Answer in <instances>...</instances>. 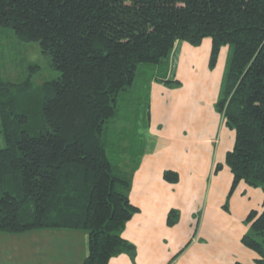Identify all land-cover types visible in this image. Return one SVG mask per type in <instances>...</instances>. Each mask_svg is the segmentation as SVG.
I'll return each mask as SVG.
<instances>
[{"label": "trees", "instance_id": "1", "mask_svg": "<svg viewBox=\"0 0 264 264\" xmlns=\"http://www.w3.org/2000/svg\"><path fill=\"white\" fill-rule=\"evenodd\" d=\"M0 26L38 41L59 70L39 83L29 75L10 81L0 48V232L82 229L81 264L134 253L121 231L137 210L123 165L136 161H111L107 122L143 67H151L149 78L179 82L165 78L177 39L209 36L210 65L228 45L216 107L235 132L225 154L231 188L244 180L264 191V0H0ZM163 178L178 175L165 169ZM177 218L170 208L167 224ZM244 221L241 241L264 264V201Z\"/></svg>", "mask_w": 264, "mask_h": 264}, {"label": "crops", "instance_id": "2", "mask_svg": "<svg viewBox=\"0 0 264 264\" xmlns=\"http://www.w3.org/2000/svg\"><path fill=\"white\" fill-rule=\"evenodd\" d=\"M186 46L187 43L175 40L165 78L180 81L175 72L184 59ZM194 70L188 64L187 75L191 77ZM155 81L163 82L157 78L147 80L150 96L145 139L149 138V130L156 135H152L150 145L144 144L134 165H123L130 177L128 196L137 210L125 222L121 235L134 243L135 251L111 256L107 264H165L173 256L167 264H233L234 261L256 264L257 254L247 249L240 238L247 228L245 215L263 205L264 192L240 180L230 196L228 208L223 206L233 176L223 155L231 148L235 132L228 130L229 138L225 139L222 134L225 118L199 101L203 96L197 91L198 85L194 91L191 87H182L178 96V99L182 96V103H177V112L170 113L175 97L167 107L163 126L155 128L151 112L156 108L151 100ZM194 97L197 107H194ZM207 100L211 102L212 98ZM159 140L161 149L155 147ZM217 162L220 167L214 171ZM167 168L177 172L176 181L163 178ZM170 208L178 210V218L168 225ZM58 229L64 228H55ZM63 232L62 238H66V248L73 257L65 261L47 260L45 264H81L87 253V232L82 229ZM180 246L183 248L179 251Z\"/></svg>", "mask_w": 264, "mask_h": 264}, {"label": "rangeland", "instance_id": "3", "mask_svg": "<svg viewBox=\"0 0 264 264\" xmlns=\"http://www.w3.org/2000/svg\"><path fill=\"white\" fill-rule=\"evenodd\" d=\"M181 41L187 43L188 46L184 48V59H181L182 61L178 63L175 72L180 81L176 84L155 81L156 84L151 87V100L156 103V108L151 111L154 114L155 128L161 129L163 126L164 119L168 116L166 113L168 111L167 107L172 103L175 97L176 102L174 105L170 106V113L173 111L174 115V113L177 112L178 105L182 103V96L178 99L182 87H191L192 91L199 87L197 91L202 93L203 96L199 101L202 102L207 109L210 107L211 109L213 108L215 112L222 113L216 107V103L220 95L222 77L229 54L228 45L222 44L219 47L215 61L213 65H210L211 38L209 36L203 37L201 41L196 44L187 40ZM0 48L1 74L5 79L19 81L29 75L35 83H39L59 75V70L51 66L49 56L40 50L38 41L20 40L15 36L10 27L0 26ZM188 64H191L192 68L195 69L191 77L187 75L186 71ZM149 68L151 67H143L144 71H140L135 77L132 85L122 92L117 101L116 113L107 122L108 132L106 139L108 142L109 157L112 162H119L125 158L131 161H137L144 144L147 146L150 145L152 135H156L149 130L147 133L149 138L147 140L146 136L145 139L148 110L147 98L150 96L147 86V80L150 77L148 75L150 73ZM207 98H212V101L209 102ZM196 104V97H194V107H197ZM224 125L222 134L224 133L225 139H227L229 138L228 130L234 131V129L229 127L226 122ZM234 136L235 133L233 135V141ZM160 141L161 140L155 143V147L158 149L163 147ZM3 142L4 139L0 127V146L3 145ZM232 145L233 142L231 138V144L229 146L232 147ZM225 154L226 150L223 155L224 162ZM216 164H218V162ZM218 168L214 166V171ZM236 184L232 188L230 184L223 202L225 208H228L230 196ZM251 186L257 187L263 191L262 187L259 185ZM261 208L262 205L255 209L260 211ZM63 231H65V229L35 228L19 233L0 232V264H45L47 260L57 259L65 261L67 258L73 257L71 251L66 248V238H62ZM241 243L243 244L242 241ZM182 246H180L178 250H180ZM247 249L256 253L249 247ZM173 257H171L167 263H170Z\"/></svg>", "mask_w": 264, "mask_h": 264}]
</instances>
